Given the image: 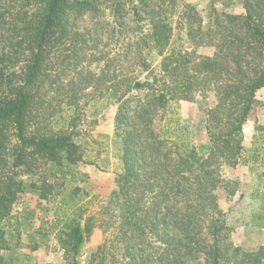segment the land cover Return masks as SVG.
<instances>
[{
    "label": "trees",
    "instance_id": "16d2710c",
    "mask_svg": "<svg viewBox=\"0 0 264 264\" xmlns=\"http://www.w3.org/2000/svg\"><path fill=\"white\" fill-rule=\"evenodd\" d=\"M241 4L242 14L222 12L206 28L198 16H183L186 39L214 47L205 55L173 45L177 0H0V264H15L2 253L13 203L27 187L39 198L53 187L21 176L37 164L62 174L93 164L74 138L88 89L114 99L120 169L98 215L65 217L56 235L66 264H81L80 247L95 227L103 237L87 264H264V245L232 243L218 202L219 190H238L225 166H237L246 151L264 167V125L243 145V125L264 88V0ZM209 92L217 100L207 109L205 154L182 147L172 127H154L171 103ZM49 95L61 96V127L72 128L29 133L50 109Z\"/></svg>",
    "mask_w": 264,
    "mask_h": 264
},
{
    "label": "rangeland",
    "instance_id": "374dc122",
    "mask_svg": "<svg viewBox=\"0 0 264 264\" xmlns=\"http://www.w3.org/2000/svg\"><path fill=\"white\" fill-rule=\"evenodd\" d=\"M177 3L173 45L184 49L194 47L197 53L205 55H211L214 47L190 43L185 36L183 16L188 15L191 19L198 16L200 26L206 28L213 24L216 16L223 18L222 12L243 13L241 0H177ZM195 23L198 26L196 20ZM148 51V59L157 66L158 57L154 51ZM85 91L79 97L81 114L77 127H74L79 135L74 138L83 148L85 159L93 161V164L78 162L71 166L70 172L61 170L63 174L57 168L52 171L49 165L37 164L33 173L21 176L26 185L30 181L40 185L46 180L53 187L45 198H39L36 192L27 187L12 205V217L6 225L11 231L10 248L2 253L13 257L15 264H66L56 235L65 217L75 210L82 212L83 219L98 215L102 204L115 188L116 172L120 169V145L113 133L116 104L113 98L92 94L89 89ZM59 97L49 95L50 109L44 114L41 112L39 123H32L27 128L29 133L72 128L61 127L64 122L59 119L60 113H63L59 110ZM256 98L257 103L243 125V145L246 149L250 146L253 127L256 124L264 125V88L257 91ZM216 100V94L209 92L206 96L197 95L193 101L171 103L169 109L162 112L164 118L157 119L154 127H172L170 129H173L182 147L193 145L201 154H205L209 147L205 128L207 109ZM51 111V118L43 120ZM166 118L171 119L169 124H165ZM174 127L182 130L176 131ZM243 159L235 167L223 168L224 177L238 180V190L234 195L219 190L218 202L231 228L232 243L245 250H254L264 245V167L258 161L249 159L246 151ZM66 168L63 167L64 170ZM102 237V230L95 227L80 247L77 258L81 264H87Z\"/></svg>",
    "mask_w": 264,
    "mask_h": 264
}]
</instances>
